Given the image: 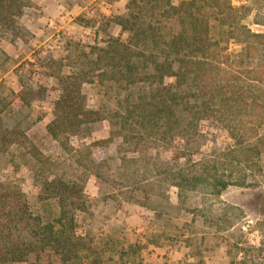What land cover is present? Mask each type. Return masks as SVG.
<instances>
[{"label":"trees","instance_id":"trees-1","mask_svg":"<svg viewBox=\"0 0 264 264\" xmlns=\"http://www.w3.org/2000/svg\"><path fill=\"white\" fill-rule=\"evenodd\" d=\"M28 5L29 0H0L1 34L15 39L27 33L20 18ZM253 12L251 5H235L232 0H129L126 11L115 19L121 32L91 46L71 73L59 70L55 78L60 89L48 134L66 145L70 136L79 137L90 124L107 120L108 137L93 145L120 139L132 147L133 155L119 160L128 170L127 185L135 189L149 180L144 174L153 162L144 164L142 156L149 144L195 143L199 127L206 123L227 132L239 150L254 138L264 143V134L259 135L264 99L246 93L247 82L264 81V33L246 22ZM253 22L264 25V13L256 11ZM230 42L239 49H231ZM91 82L105 92L125 91L120 107H90L84 85ZM13 146L23 148L41 166L34 180L39 188L36 200L43 206L35 208L37 203L19 184L0 178V264H106L94 243L77 233L79 214L86 209L83 184L55 171L51 158L19 124L7 125L0 111V154L7 164ZM79 157L77 163L98 179L124 186L111 174L107 157ZM240 163L231 150L190 166L154 165L153 172L160 182L180 190L211 182L219 191L230 182L245 184ZM223 169L228 174L221 173ZM50 200H55L56 209L47 205ZM243 259L242 264H256L254 257Z\"/></svg>","mask_w":264,"mask_h":264},{"label":"rangeland","instance_id":"rangeland-1","mask_svg":"<svg viewBox=\"0 0 264 264\" xmlns=\"http://www.w3.org/2000/svg\"><path fill=\"white\" fill-rule=\"evenodd\" d=\"M128 1L29 0L20 18L27 33L15 39L0 33V111L6 124H19L51 158L55 171L83 184L86 209L79 214L77 233L94 243L106 264H242L243 257L249 256L256 264H264V143H257L256 138L239 150L227 132L206 123L199 127L195 143L176 140L169 147L149 144L142 156H146L144 164L153 162L152 172L144 174L149 178L143 182L144 188L135 189L127 185L128 170L119 160L122 155H133L132 147L120 139L93 145L108 137L107 120L90 124L79 137L70 136L66 145L48 134L46 126L53 118V101L60 89L55 78L59 70L71 73L91 46L110 34H119L115 19L126 11ZM232 1L251 5L254 12L246 22L252 30L264 33V25L253 22L256 11L264 13V0ZM229 46L239 49L233 42ZM246 85V93L264 99V81ZM105 91L93 82L84 85L90 107L118 109L125 91ZM262 134L264 128L259 129ZM231 150L241 159L239 173L246 177L243 185L230 182L218 191L209 182L195 190H180L160 182V176L153 172L154 165L190 166L198 160L220 158ZM88 153L92 159L107 157L111 174L124 186L100 180L77 163L80 154ZM7 158L9 164L0 154V178L19 184L30 201L37 203L35 208L41 209L34 180L41 174V166L19 146H13ZM220 172L228 174L226 169ZM47 205L57 208L55 200Z\"/></svg>","mask_w":264,"mask_h":264}]
</instances>
